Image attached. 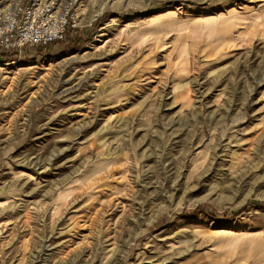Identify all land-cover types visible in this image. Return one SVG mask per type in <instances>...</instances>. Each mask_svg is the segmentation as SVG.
I'll list each match as a JSON object with an SVG mask.
<instances>
[{
	"label": "rangeland",
	"instance_id": "obj_1",
	"mask_svg": "<svg viewBox=\"0 0 264 264\" xmlns=\"http://www.w3.org/2000/svg\"><path fill=\"white\" fill-rule=\"evenodd\" d=\"M75 3L0 52V264H264V0Z\"/></svg>",
	"mask_w": 264,
	"mask_h": 264
},
{
	"label": "built area",
	"instance_id": "obj_2",
	"mask_svg": "<svg viewBox=\"0 0 264 264\" xmlns=\"http://www.w3.org/2000/svg\"><path fill=\"white\" fill-rule=\"evenodd\" d=\"M80 28L75 0H10L0 4V52L21 57L28 46L64 42Z\"/></svg>",
	"mask_w": 264,
	"mask_h": 264
},
{
	"label": "trees",
	"instance_id": "obj_3",
	"mask_svg": "<svg viewBox=\"0 0 264 264\" xmlns=\"http://www.w3.org/2000/svg\"><path fill=\"white\" fill-rule=\"evenodd\" d=\"M244 210H245V209H240L239 212H237V213H233V215L238 214V213H240V212H242V211H244Z\"/></svg>",
	"mask_w": 264,
	"mask_h": 264
}]
</instances>
